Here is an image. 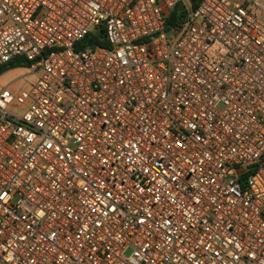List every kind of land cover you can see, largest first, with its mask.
<instances>
[{
	"label": "built area",
	"instance_id": "built-area-1",
	"mask_svg": "<svg viewBox=\"0 0 264 264\" xmlns=\"http://www.w3.org/2000/svg\"><path fill=\"white\" fill-rule=\"evenodd\" d=\"M253 6L0 0V264H264Z\"/></svg>",
	"mask_w": 264,
	"mask_h": 264
},
{
	"label": "rangeland",
	"instance_id": "rangeland-1",
	"mask_svg": "<svg viewBox=\"0 0 264 264\" xmlns=\"http://www.w3.org/2000/svg\"><path fill=\"white\" fill-rule=\"evenodd\" d=\"M255 17L264 22V12L253 6ZM26 65V64H25ZM36 80V75L32 74L27 66H19L7 69L0 76V84L12 87L14 91L29 88ZM9 111L18 115L22 114V109L9 108Z\"/></svg>",
	"mask_w": 264,
	"mask_h": 264
},
{
	"label": "trees",
	"instance_id": "trees-1",
	"mask_svg": "<svg viewBox=\"0 0 264 264\" xmlns=\"http://www.w3.org/2000/svg\"><path fill=\"white\" fill-rule=\"evenodd\" d=\"M201 0H190L192 7L196 8L198 4L200 3ZM179 8L177 7L174 9L173 12H171V16L169 18L168 24L172 25L177 22ZM96 46H101V47H108L109 44L106 42L104 39V34L103 32L101 33H92L88 35L84 40L79 42L77 44V49H83L86 47L94 48ZM26 63L22 59H16L14 62L9 63L8 65H5L3 67H0V76L9 68H14L18 66H27L25 65Z\"/></svg>",
	"mask_w": 264,
	"mask_h": 264
},
{
	"label": "crops",
	"instance_id": "crops-1",
	"mask_svg": "<svg viewBox=\"0 0 264 264\" xmlns=\"http://www.w3.org/2000/svg\"><path fill=\"white\" fill-rule=\"evenodd\" d=\"M243 1V0H242ZM257 2L258 3H261V4H263L264 5V0H257ZM261 11H263L264 12V9H261ZM12 88V87H11Z\"/></svg>",
	"mask_w": 264,
	"mask_h": 264
}]
</instances>
